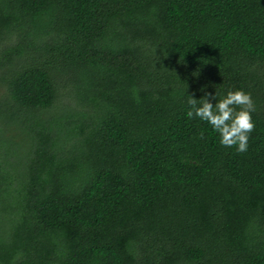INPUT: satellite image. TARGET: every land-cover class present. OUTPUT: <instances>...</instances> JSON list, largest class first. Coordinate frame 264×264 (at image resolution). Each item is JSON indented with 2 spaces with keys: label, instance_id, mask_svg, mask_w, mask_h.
<instances>
[{
  "label": "trees",
  "instance_id": "trees-1",
  "mask_svg": "<svg viewBox=\"0 0 264 264\" xmlns=\"http://www.w3.org/2000/svg\"><path fill=\"white\" fill-rule=\"evenodd\" d=\"M0 264H264V0H0Z\"/></svg>",
  "mask_w": 264,
  "mask_h": 264
},
{
  "label": "clouds",
  "instance_id": "clouds-1",
  "mask_svg": "<svg viewBox=\"0 0 264 264\" xmlns=\"http://www.w3.org/2000/svg\"><path fill=\"white\" fill-rule=\"evenodd\" d=\"M186 104V118L198 117L206 121L218 135L219 144L235 146L237 152L248 150L249 137L255 128L253 112L256 110L250 92L229 87L222 91H206L199 98L187 92Z\"/></svg>",
  "mask_w": 264,
  "mask_h": 264
}]
</instances>
